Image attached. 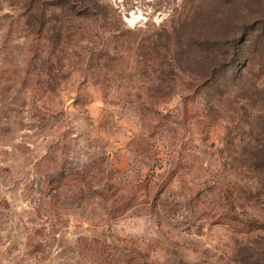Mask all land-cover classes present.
Masks as SVG:
<instances>
[{"label": "rangeland", "instance_id": "obj_1", "mask_svg": "<svg viewBox=\"0 0 264 264\" xmlns=\"http://www.w3.org/2000/svg\"><path fill=\"white\" fill-rule=\"evenodd\" d=\"M0 264H264V0H0Z\"/></svg>", "mask_w": 264, "mask_h": 264}]
</instances>
